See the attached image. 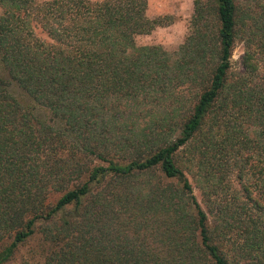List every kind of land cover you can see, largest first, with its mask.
Instances as JSON below:
<instances>
[{"label": "trees", "instance_id": "1", "mask_svg": "<svg viewBox=\"0 0 264 264\" xmlns=\"http://www.w3.org/2000/svg\"><path fill=\"white\" fill-rule=\"evenodd\" d=\"M147 6L0 0V264H264V0Z\"/></svg>", "mask_w": 264, "mask_h": 264}, {"label": "rangeland", "instance_id": "2", "mask_svg": "<svg viewBox=\"0 0 264 264\" xmlns=\"http://www.w3.org/2000/svg\"><path fill=\"white\" fill-rule=\"evenodd\" d=\"M43 2L50 0H41ZM100 1V0H90ZM194 0H148L147 16L149 18H156L158 16H173V24L167 27H158L150 35L138 36L135 38L137 46L145 45H160L168 52L175 51L179 45L184 41L188 34L189 20L193 12ZM1 13V11H0ZM37 35L42 39L47 40L45 34L39 30L36 31ZM243 54V45L238 42L232 53L231 63L233 68L238 72H242L241 58ZM0 76H4L2 68L0 66ZM10 92L20 97L21 92L15 87H10ZM194 189V194L197 200L201 201L199 191L195 188L193 182H191Z\"/></svg>", "mask_w": 264, "mask_h": 264}]
</instances>
